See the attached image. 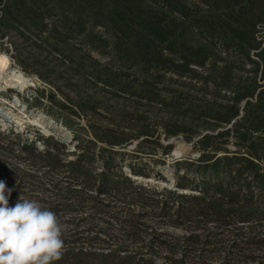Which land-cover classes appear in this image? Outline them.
Returning a JSON list of instances; mask_svg holds the SVG:
<instances>
[{
  "label": "rangeland",
  "instance_id": "rangeland-1",
  "mask_svg": "<svg viewBox=\"0 0 264 264\" xmlns=\"http://www.w3.org/2000/svg\"><path fill=\"white\" fill-rule=\"evenodd\" d=\"M249 5L0 0V53L34 77L23 92H0L9 120H0V180L13 189L10 205L22 196L57 214L64 249L54 264H132L118 255L147 264L264 262V212L241 224L188 200L216 184L233 186L234 202L264 204L253 182L256 165L264 168V104L246 108L264 89L256 64L264 5L254 28ZM202 181L211 185L200 192L192 183Z\"/></svg>",
  "mask_w": 264,
  "mask_h": 264
},
{
  "label": "clouds",
  "instance_id": "clouds-1",
  "mask_svg": "<svg viewBox=\"0 0 264 264\" xmlns=\"http://www.w3.org/2000/svg\"><path fill=\"white\" fill-rule=\"evenodd\" d=\"M0 180V264H54L64 249L60 220L38 200L22 196Z\"/></svg>",
  "mask_w": 264,
  "mask_h": 264
},
{
  "label": "trees",
  "instance_id": "trees-1",
  "mask_svg": "<svg viewBox=\"0 0 264 264\" xmlns=\"http://www.w3.org/2000/svg\"><path fill=\"white\" fill-rule=\"evenodd\" d=\"M221 1H224V2H229V0H221ZM250 1L251 6L250 8H252L253 12L255 11L256 13H253V17L254 19H256L254 22H252V28H254L255 24L256 23H259V21L261 20L260 19V16L258 14V7L260 8L262 5H264V0H248ZM245 10H246V7L244 6H241L240 9H239V12L242 14L240 16L241 19H243V23L246 22L247 19H245ZM113 24L116 25L117 28L120 27V23L121 21L118 19V20H113L112 22ZM144 23L146 24V28L147 30L149 29H152L155 34H149L150 38L154 39L155 40V37L157 38H161L162 35H163V31L160 30L159 28L158 29H155L154 28V23H151V21L149 20H146L144 21ZM227 27L229 28L230 32L233 34V35H239V37H242V35H244V33L242 31H239L238 28H235V27H232V26H229L228 24H226ZM157 30V31H156ZM227 31V30H225ZM224 31V32H225ZM143 34L147 35L146 32H143ZM152 35V36H151ZM160 36V37H159ZM223 39H229L227 38L226 34L223 33V36H222ZM149 38H145L142 36V41H148ZM256 46L255 49L258 50L260 47H259V44L256 42ZM258 58L260 59L261 62H258L256 63L258 67H261V73H262V77H264V48H262L258 54ZM253 94H250L249 96H245V97H242V98H246V97H252ZM262 96H264V89L260 90L257 94V101L255 103H251V102H247L246 104V108L249 106V107H252V108H260L262 106V104H264V98H262ZM237 114V111L234 112V114L231 116H235ZM248 115V113L246 114ZM218 159H216L217 161ZM215 161V162H216ZM218 162V161H217ZM257 169L255 171V174L253 175V182L255 183V187L254 189H261L262 191H264V168L262 167H259L257 166ZM185 182L189 183V180L186 179V178H182ZM124 180L126 182H129V184L131 185V182L129 181V179L127 178H124ZM191 183H189L190 185ZM192 184L195 185V189L199 190L200 192H203V190L201 189L200 186H210V182H205V181H202V182H193ZM182 185V184H181ZM181 187H186L185 185H182ZM213 191L212 192H203L205 194H203L202 197H192V199H188V200H201L203 202V204H205L208 208L211 207L212 205H215L216 208L218 209V215H220L221 213L225 212L226 216L225 215H220V217L222 218L224 216V218H230V219H233L234 222H239L241 224H244V223H252L253 221H255V218H253V214L257 211V218L261 217L262 216V212H264V204H262L261 202H257V203H252V202H240V201H237V202H234L230 197L231 195L233 194L234 192V188L233 186H224V187H221V186H218L216 184L213 185ZM246 189L247 191L249 192V195L252 196V192L253 190H251V185H250V182H247V185H246ZM231 194V195H229ZM181 198H186V197H183V196H180ZM145 197H142V199H144ZM253 220V221H251ZM261 223H258L257 221L255 222V225H259ZM258 238H256L255 236V242L258 243V240H256ZM261 241H264V240H261ZM111 256H114V255H109V257ZM126 256V257H124ZM118 255L116 256V258H118L119 260H124V259H130V261L132 262V264H141V263H145L147 264V261L144 260V258H139L137 259L136 257H133L134 255ZM239 264V263H237ZM245 264V263H244ZM246 264H250L249 262H247ZM258 264H264V262H259Z\"/></svg>",
  "mask_w": 264,
  "mask_h": 264
},
{
  "label": "bare ground",
  "instance_id": "bare-ground-1",
  "mask_svg": "<svg viewBox=\"0 0 264 264\" xmlns=\"http://www.w3.org/2000/svg\"><path fill=\"white\" fill-rule=\"evenodd\" d=\"M34 84V77H27L21 71L17 69H11V62L7 55L0 53V92L6 91L8 89H13L18 92H23L27 88H31ZM17 100L12 103V105H16ZM7 110V109H6ZM10 114V111H7ZM0 120L5 124L9 123L7 120V114L0 109ZM40 120V118H39ZM38 119H34L32 121L33 124H39ZM42 120V119H41ZM21 119L16 122L19 126L21 124ZM42 122V121H41ZM4 127L6 125H3ZM173 159L175 158H182V152L176 150L172 152Z\"/></svg>",
  "mask_w": 264,
  "mask_h": 264
},
{
  "label": "water",
  "instance_id": "water-1",
  "mask_svg": "<svg viewBox=\"0 0 264 264\" xmlns=\"http://www.w3.org/2000/svg\"><path fill=\"white\" fill-rule=\"evenodd\" d=\"M196 141V140H195ZM172 143V140L169 141V144ZM183 158V157H182ZM182 158H175L174 160L180 161Z\"/></svg>",
  "mask_w": 264,
  "mask_h": 264
}]
</instances>
